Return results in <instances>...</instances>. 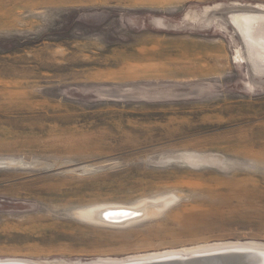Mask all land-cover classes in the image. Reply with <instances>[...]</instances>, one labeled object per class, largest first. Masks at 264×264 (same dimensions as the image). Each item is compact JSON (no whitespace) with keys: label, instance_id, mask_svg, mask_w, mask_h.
Returning a JSON list of instances; mask_svg holds the SVG:
<instances>
[{"label":"rangeland","instance_id":"374dc122","mask_svg":"<svg viewBox=\"0 0 264 264\" xmlns=\"http://www.w3.org/2000/svg\"><path fill=\"white\" fill-rule=\"evenodd\" d=\"M234 7L264 0H0V259L264 243V84L214 17Z\"/></svg>","mask_w":264,"mask_h":264},{"label":"water","instance_id":"95a60500","mask_svg":"<svg viewBox=\"0 0 264 264\" xmlns=\"http://www.w3.org/2000/svg\"><path fill=\"white\" fill-rule=\"evenodd\" d=\"M214 17L222 19L241 42L249 78L264 84V11L231 9ZM221 246L151 253L122 259L36 262L26 259H0V264H264V243L227 242ZM195 248V247H193Z\"/></svg>","mask_w":264,"mask_h":264},{"label":"bare ground","instance_id":"6f19581e","mask_svg":"<svg viewBox=\"0 0 264 264\" xmlns=\"http://www.w3.org/2000/svg\"><path fill=\"white\" fill-rule=\"evenodd\" d=\"M234 9H249V8L234 7ZM251 9H256V10H262V11H264V9H262V8L261 9L251 8ZM239 59H240V61L243 62L244 57L241 56V52H240V55H239ZM139 208L140 207H131V206H130V208H127V207H110V208H108V207L107 208H105V207H98V208H95V209L92 208V210L89 209V211H90V212L88 211L89 213H86L87 215L85 214V216H84V214H83L82 215V218H83V216H84V219H87L88 217H90V218H92V220H95L94 222L97 221L98 224L99 223L105 224V225H107V224H109V225H111V224H113V225L114 224H117V226H119L121 224H128V223H134L136 221H140L139 219L143 215L141 213L143 210L140 211ZM145 212H147V211H145ZM86 216H88V217L85 218ZM221 245H223V244H221ZM221 245H212V246H221ZM212 246L211 245L199 246V247H195V248H191V249L209 248V247H212ZM184 250H187V249H184Z\"/></svg>","mask_w":264,"mask_h":264}]
</instances>
